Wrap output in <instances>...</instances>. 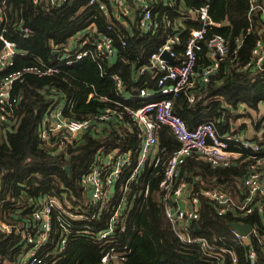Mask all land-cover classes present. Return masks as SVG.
<instances>
[{
  "label": "built area",
  "instance_id": "built-area-1",
  "mask_svg": "<svg viewBox=\"0 0 264 264\" xmlns=\"http://www.w3.org/2000/svg\"><path fill=\"white\" fill-rule=\"evenodd\" d=\"M66 1L30 0L35 6L48 3L55 8ZM210 1H203L197 8L189 9L200 24L199 27L191 28L182 41L174 32L181 21H172L168 16L172 7L171 0L164 2L167 6L162 13L156 9V0H104L100 3L90 0V4L98 3V11L107 20L120 21L123 30L132 32L131 24L125 20L128 18L131 23L135 21L136 28L142 33L155 35L162 29L165 31L164 42L135 74V79H139L145 73L152 72L154 89L140 87L138 93L132 95L125 91L123 79L119 75H107L105 72V67L117 60L113 35L117 29L110 23L102 32L95 27L87 28L72 37L68 46L54 49L57 54L54 62L38 61L36 65L22 69V72L0 79V125L5 131L11 130L14 125L18 101L12 96V88L16 81H22L23 74L52 77L83 58L93 57L99 75L112 81L114 97L99 95L90 87L84 95V104L89 106L95 102L96 112L88 113L79 120L68 115L73 106L70 99L52 97V100L59 98V101L48 108L47 117L40 125V144L52 154H57L66 144L71 147L73 140L86 133H102L109 125L134 133L138 130L140 139L139 148L135 152L98 151L93 167L80 177L81 190L78 195H71L73 202L70 206L62 193H56L28 197L27 208L22 211L12 210V219L6 218L0 208V232L5 239L19 237L25 242L26 248L16 260L0 264H46V258L54 259L64 252L68 236L73 232L109 243L108 249L102 251L99 264H121L126 253L125 247L116 248L113 245L114 237L126 231V218L135 208L139 173L146 163L152 170H157L162 164L161 154L165 148L160 146L156 131L163 126L171 131L179 145L165 161L158 183L161 211L174 236L184 246L196 247L209 264H237L233 248L212 245L206 238L195 235L197 230H194V226H197L195 222L199 216L201 196L211 203L218 217H229V223L251 226L245 236L230 227L239 245L248 246L247 259L250 264L258 260V252L264 257V233L258 230L264 228V142L254 141L257 140L256 135L255 139L246 137L235 124L223 134L217 132L212 122L188 129L183 120L172 113L173 98L180 92L194 88L198 78L202 84L208 83L222 63H235L238 60L237 52L242 41L236 39V47L233 48L229 40L211 31L220 24L214 23L209 15ZM8 2L0 0V70L12 67L14 57L18 54L15 43L7 36L12 24L8 17ZM133 14H136L134 19ZM14 24L24 37L28 36V29L22 26V21ZM94 34L96 38H93ZM87 35L94 40L90 46H87ZM118 39L121 48H125L126 42L119 36ZM181 47L182 51L178 53ZM163 53L169 58H162ZM200 60L202 65L199 64ZM243 68L254 69L264 78V36L255 41L250 58ZM194 99V95H189V102ZM137 100L142 101V104L132 107L130 103ZM242 107L239 116H242ZM244 107L246 114H254L253 119L264 115V110L260 111L262 114H255ZM66 109L69 110L67 114ZM258 138L264 139L262 132L258 133ZM232 144L239 145L248 155L239 152L241 150L231 149ZM194 153L202 155L215 167H229L246 159L248 174L238 184L237 192L228 195L219 189H200L197 193L180 180V167ZM149 187L148 181L139 195L146 197ZM252 219L255 221L253 224L248 222Z\"/></svg>",
  "mask_w": 264,
  "mask_h": 264
},
{
  "label": "trees",
  "instance_id": "trees-1",
  "mask_svg": "<svg viewBox=\"0 0 264 264\" xmlns=\"http://www.w3.org/2000/svg\"><path fill=\"white\" fill-rule=\"evenodd\" d=\"M102 1L104 0H96L98 3ZM165 1L169 0L155 2L156 9L161 13L167 6ZM171 2L168 16L172 21H181L174 32L184 41L189 30L200 24L189 9L197 8L203 1ZM96 4H90V0H67L62 6L55 8L48 3L35 6L30 0H9L8 17L12 24L7 33L8 39L15 43L18 51L28 56L16 57L15 64L4 70V74L22 72V69L36 65L35 59L54 62L57 57L52 55L53 49L68 46L72 37L87 28L95 27L102 32L110 23L117 29L113 32L117 60L108 64L105 72L107 75H119L123 79L125 91L132 95H136L140 87L154 89L152 72L145 73L139 79H135V74L164 42L165 31L162 29L155 35L142 33L136 28L135 21L131 23L128 18L125 20L131 24L132 32L123 30L120 21L107 20L98 11ZM209 5L211 19L220 24L211 31L229 40L233 48L236 47V39L242 41L237 52L238 60L235 63H222L208 83L202 84L198 78L194 88L180 92L173 98L172 113L179 116L188 129H194L204 122H212L217 132L223 134L231 130L243 105L255 114L264 110V78L254 69L243 68L250 58L255 41L264 36V0H211ZM135 15L133 14V19ZM19 21L28 29L27 37L17 30L14 23ZM117 35L126 42L125 48H121ZM87 39V46H90L94 40L90 35H87ZM181 51L182 47L178 49V53ZM199 64L202 65V60ZM21 79L12 88V96L18 98L15 124L11 131L0 135V208L8 219H12V210L22 211L27 208L28 197L37 194L62 193L70 206L73 202L71 195H78L81 190L80 177L93 167L98 151L135 152L140 145L138 130L134 133L113 125L105 127L102 133L96 135H82L73 140L71 147L66 144L57 154H52L40 144L38 137L41 119L48 106L52 105V97L70 99L73 106L68 115L76 120L96 112L95 102L89 106L84 104V95L90 87L99 95L114 97L112 81L99 75L95 58H83L52 77L23 74ZM189 95H194L193 102H189ZM59 98L56 100L59 101ZM141 104L142 101L138 100L130 103L132 107ZM251 124L257 133V140L254 141L263 143L264 139L260 140L258 133L262 132L264 137V115L253 119ZM156 135L160 146L165 148V152L161 154L162 164L157 170H152L146 163L139 173L135 208L126 218V231L114 237L113 245L116 248L125 247L126 253L121 264H209L196 247L180 243L161 211L158 189L160 174L165 161L179 145L171 131L164 126L157 129ZM230 148L248 155L239 145L232 144ZM67 165H71L69 174L64 170ZM247 166L248 161L242 159L229 167H215L202 155L194 153L180 167V180L197 193L200 189H219L228 195H234L238 184L248 174ZM148 181V194L142 197L139 192ZM199 203V216L195 222L198 229L195 235L206 238L212 245L233 248L237 264H250L247 259L248 246L239 245L234 238L229 226L230 218L218 217L211 203L201 196ZM248 222L253 224L255 221L252 219ZM258 230L264 233V228L260 227ZM108 247L106 240L97 241L93 236L73 232L68 236L64 252L54 259L46 258V264H99L102 251ZM24 249L25 242L19 237L5 239L0 232V262L16 260ZM257 257L254 264H264V257L260 252Z\"/></svg>",
  "mask_w": 264,
  "mask_h": 264
},
{
  "label": "crops",
  "instance_id": "crops-1",
  "mask_svg": "<svg viewBox=\"0 0 264 264\" xmlns=\"http://www.w3.org/2000/svg\"><path fill=\"white\" fill-rule=\"evenodd\" d=\"M97 37V35L96 34H94V36H93V38H96ZM18 51V50H17ZM25 56V57H27L28 55L26 54V53H23V52H20V51H18V54L14 57V64H15V62H16V57H18V56ZM52 55L53 56H56L57 57V54H55L54 53V49L52 50ZM39 60H36L35 59V63L36 62H38ZM9 67H6V68H4V69H1L0 70V79L1 78H3V77H5V76H7V75H9V74H7V75H5L4 74V70H6V69H8ZM14 85H15V83L13 84V87H14ZM17 99V101H18V98H16ZM57 103V100L55 101V100H53L52 101V104H56ZM50 106H48V108H49ZM67 108V107H66ZM47 111H48V109L47 110H45V112L43 113V116H42V119H41V123H40V125H42V122H43V120L47 117ZM65 112L67 113V109L65 110ZM260 114H262V112H260ZM250 116V115H249ZM15 118H16V116H15ZM250 118H251V116H250ZM14 124H15V120H14ZM246 125V126H245ZM235 126L236 127H239V126H242V133L246 136V137H252L253 139H255V135H256V132L255 131H253V129H252V124H251V122L249 121V120H245V119H241V118H237L236 119V122H235ZM243 126L244 127H246V129L244 128L243 129ZM234 127V126H233ZM39 129H40V127H39ZM5 131H11V130H5ZM4 131V129L2 128V126L0 125V135L3 133V132H5ZM6 133V132H5ZM5 133H3V134H5ZM252 133H254L253 135H252Z\"/></svg>",
  "mask_w": 264,
  "mask_h": 264
},
{
  "label": "water",
  "instance_id": "water-1",
  "mask_svg": "<svg viewBox=\"0 0 264 264\" xmlns=\"http://www.w3.org/2000/svg\"><path fill=\"white\" fill-rule=\"evenodd\" d=\"M202 1H209V0H202ZM256 1V0H254ZM162 58L164 59H168L169 57L167 56L166 53H163L162 54ZM70 168H71V165H67L64 170L67 174L70 173ZM229 226L234 229L235 231H237L240 235L242 236H245L247 235V233L250 232L251 230V226L248 224V225H241V224H238V223H229ZM198 227L197 226H194V230H197Z\"/></svg>",
  "mask_w": 264,
  "mask_h": 264
},
{
  "label": "rangeland",
  "instance_id": "rangeland-1",
  "mask_svg": "<svg viewBox=\"0 0 264 264\" xmlns=\"http://www.w3.org/2000/svg\"><path fill=\"white\" fill-rule=\"evenodd\" d=\"M242 109H243V110H242V113H241L242 116H239L238 118L245 119V120H249V121L251 122L252 119H253V117H255L254 114H253V113H251V115H250V114H246V109H245L244 106L242 107ZM248 115H250L251 118H248ZM245 126H246V125H245ZM240 127L242 128V126H239L238 129L242 130ZM244 128L246 129V127H243V129H244ZM252 129H253V131H254L253 126H252ZM253 134H254V133H252V135H253Z\"/></svg>",
  "mask_w": 264,
  "mask_h": 264
}]
</instances>
